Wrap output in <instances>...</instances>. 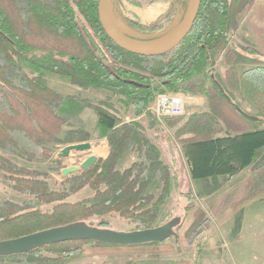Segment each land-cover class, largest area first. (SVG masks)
<instances>
[{
    "label": "trees",
    "instance_id": "obj_1",
    "mask_svg": "<svg viewBox=\"0 0 264 264\" xmlns=\"http://www.w3.org/2000/svg\"><path fill=\"white\" fill-rule=\"evenodd\" d=\"M251 3L201 0L193 27L171 53L146 57L125 51L109 40L98 20V0H0V149H16L41 159L49 157L48 143L61 142L58 133L63 118L54 103L59 102L58 110L67 106V101L74 107L78 96H62L51 89L47 79L52 74L79 89L109 92L122 107L131 108L134 117L146 115L154 122L149 106L158 93L199 94L206 98L205 111L192 112L179 122V116L165 118L179 135L189 178L231 179L248 169L247 185L257 190L249 192L245 200L258 196L264 192V159L251 166L264 151V127L260 126L264 124V97L253 86L258 83L247 73L238 76L234 67L226 71L225 82L214 77L215 52L222 54L229 66L240 60L241 54L231 47L229 37L236 17ZM128 24L142 31L162 27L161 22L152 27L130 20ZM165 56L167 60H159ZM229 89H241L254 110L251 115L257 119L243 115L246 111L227 92ZM225 116L238 122L234 134L218 128ZM96 117L108 146L107 155L97 157L90 168L64 177L59 189L52 188L37 171L0 160V170L12 180L14 190L48 206L42 210L37 205L1 202L0 240L77 221L94 226L92 219L98 221L97 226H106L103 218L112 214L128 219L134 230L157 226L158 210L176 185L171 167L162 161L158 147L141 133L135 121L122 122L116 114L101 108ZM128 150H134V159L119 167ZM154 180L160 183L158 195L150 191ZM85 186L93 190L92 195L67 201L69 195ZM201 218L203 213L197 212L191 229L200 225ZM166 241L123 246L75 240L6 257L34 256L40 262L60 264L63 257L80 251L82 244H93L90 252L95 254H149L173 251V245ZM152 263L194 264L172 259Z\"/></svg>",
    "mask_w": 264,
    "mask_h": 264
},
{
    "label": "rangeland",
    "instance_id": "obj_2",
    "mask_svg": "<svg viewBox=\"0 0 264 264\" xmlns=\"http://www.w3.org/2000/svg\"><path fill=\"white\" fill-rule=\"evenodd\" d=\"M131 1H136L139 5ZM177 1L182 3V10L184 9L185 12L187 0ZM131 5L136 8L132 9ZM146 10H154V13L143 20L140 17V12ZM109 13L111 18L121 22L122 26L119 31L122 34L142 43H156L163 40L178 26L184 16V14L177 16L175 13L169 12V0L151 2L148 0H111ZM128 20L147 27H152L161 22L162 27L142 31L129 26ZM235 22L234 29L229 37V44L236 52L241 54V58L229 66L222 54L215 52V80L225 82L227 79L226 71L230 69L229 67H234L238 76L247 73V77L255 80L258 84H254V88H258L260 92L257 91V93L264 97V34H262L263 27L258 25L264 22V0H252L251 5H248L236 17ZM251 38H254V41ZM167 59L168 56L159 58L160 61ZM47 84L62 96H78L74 99L76 102L74 107H70L69 101H67V106H62L58 110L59 102L54 103L55 110L60 111L63 118L61 131L58 133V139L62 143H48L49 157L41 159L22 154L16 149H0V160H6L17 168L37 171L46 177V181L52 188L59 189L64 178L61 170L68 166H79L86 157L94 154L96 146L100 145V140L103 137L102 131L97 125L96 111L101 108L116 114L122 122L133 120L139 124L141 133L158 147L162 161L171 167V173L176 178V185L169 198L158 210L156 222L157 225H161L173 218L177 219L178 225L174 229L175 234L166 241L173 245V251L157 250L158 252L149 254L124 251L95 254L90 252L93 244H82L80 251L63 257L60 264H150L153 261L160 262V259H169V255H174L178 258V261L186 260L181 259V257L192 255L195 256L193 258L197 262V256L202 253L205 246L204 237L207 238L212 235L213 238L215 237V249L211 250L212 247H210L206 250L200 264H214L213 252L215 250L219 252L216 259H220L222 264H264V192L252 199L245 200L249 192L257 190L254 185L251 188L247 185L250 170L246 169L240 176L231 179L224 176L217 177L215 180L210 178L191 180L178 143L179 135L175 133L174 126L166 124L165 118L167 117L163 119L162 123L156 120L154 122L146 115L134 117L132 109L122 107L116 101V96L111 93L92 88L79 89L75 85L62 80L56 74L49 76ZM251 88L253 89V87ZM227 92L233 96L235 102L242 109L249 114H254L253 108L247 104L246 99L243 97L241 89H229ZM174 93L180 94L186 99L184 113L179 116L177 122L183 121L192 112L202 113L206 110L207 103L204 96L182 94V92ZM258 101L261 102V99ZM152 105L153 101L149 109ZM225 117L224 122L217 120L220 123L218 128L220 127L222 133H235L238 130V126L234 125L238 123L235 117ZM260 126H264V124ZM80 142H89L91 148L88 151H72L65 158L57 156L64 146ZM134 155V150H129L126 153L127 158L131 156L130 161L134 158ZM177 172L179 175H177ZM8 177L4 170H0V204L7 200L22 207L37 205L42 210L48 207L39 204L33 197L14 190L12 180ZM152 183L150 191L158 195L160 183L156 180ZM92 193L93 190L85 186L78 192L69 195L67 201L80 200L89 197ZM200 211L203 213V218L198 221H201L200 225L196 226L195 229H191L196 213ZM103 219L107 221L108 225L101 226L102 228L123 232L133 231L135 228V225L128 219L114 214L107 215ZM92 223L97 226L98 221L92 219ZM0 264L59 263L40 262L34 256H18L16 258L0 257ZM194 264H198V262Z\"/></svg>",
    "mask_w": 264,
    "mask_h": 264
},
{
    "label": "water",
    "instance_id": "obj_3",
    "mask_svg": "<svg viewBox=\"0 0 264 264\" xmlns=\"http://www.w3.org/2000/svg\"><path fill=\"white\" fill-rule=\"evenodd\" d=\"M201 0H187L186 9L182 21L163 40L156 43H142L122 34L111 22L109 6L111 0H98L97 14L101 28L109 40L119 48L133 54L146 57H155L168 53L174 49L190 32ZM243 115L255 120L256 116L247 112ZM91 148L89 142L69 144L60 149L59 158L68 157L72 151H88ZM94 154L89 155L79 166H68L61 170L62 176L66 177L72 173H78L90 168L96 161ZM264 159V151L252 164L251 168L257 166ZM178 225L177 219H171L161 225L151 228L133 231H117L88 224L85 221H77L61 226H56L23 236L0 240V257L29 253L43 246L66 242V241H93L112 245L133 246L153 242H162L172 237L174 229Z\"/></svg>",
    "mask_w": 264,
    "mask_h": 264
},
{
    "label": "crops",
    "instance_id": "obj_4",
    "mask_svg": "<svg viewBox=\"0 0 264 264\" xmlns=\"http://www.w3.org/2000/svg\"><path fill=\"white\" fill-rule=\"evenodd\" d=\"M131 8L132 9H135L136 7H134V6H132L131 5ZM138 9V8H137ZM147 11V10H146ZM146 11H143V12H140V17L144 20V18H143V14L146 12ZM169 12H172V13H175V15H177V16H181V15H183L184 14V9L182 10V3L180 2L179 3V1H177V0H169ZM154 13V12H153ZM153 13H151L150 15H148L146 18H148L149 16H151V15H153ZM250 18V17H249ZM249 18H247L248 20H249ZM258 25H260L261 27H263L264 28V22L263 23H260V24H258ZM252 28H253V26H252ZM262 28V34H264V29ZM254 29V28H253ZM257 29V28H256ZM253 33V32H252ZM250 35V34H249ZM132 36V35H131ZM250 37H251V35H250ZM253 41H254V38H251ZM253 41H251L252 43H253ZM255 42H256V40H255ZM205 111V110H204ZM261 127H264V126H261ZM227 133V132H226ZM227 134H234V133H227ZM129 151V150H128ZM127 151V152H128ZM127 152H125L124 154H123V156H122V158H121V160L119 161V167H124V166H127L134 158H132L131 159V161H130V157H128L127 158V156H126V153ZM107 153H108V146H107V143H106V140L103 138V139H101L100 140V145L99 146H96V148H95V150H94V155L96 156V157H105L106 155H107ZM134 157V156H133ZM127 161V162H126ZM246 170V169H245ZM245 170H243L239 175H237V176H240L243 172H245ZM188 172V171H187ZM177 175H179L178 174V172H177ZM220 177H224V176H220ZM203 185V184H202ZM206 236L204 237V239H203V241L205 242V246H204V248H203V251H202V253H199V255L197 256V262H198V264H200V262H202V257H203V255H204V252L206 251V250H208L210 247H212V248H210L211 250L212 249H215V237L213 238V235L212 236H208L206 239ZM213 254H214V256H213V263L214 264H222V262H221V260L220 259H216V257L219 255V252L218 251H216L215 250V252H213ZM212 254V255H213ZM188 255V254H187ZM193 257H195V256H186V257H181V259H186V260H189V261H191V262H194V263H197V262H195V259L193 258ZM169 259L171 260H177L178 258L177 257H175L174 255H169Z\"/></svg>",
    "mask_w": 264,
    "mask_h": 264
},
{
    "label": "built area",
    "instance_id": "obj_5",
    "mask_svg": "<svg viewBox=\"0 0 264 264\" xmlns=\"http://www.w3.org/2000/svg\"><path fill=\"white\" fill-rule=\"evenodd\" d=\"M186 99L174 92L159 93L150 107L157 122L162 123L165 117L180 116L184 113Z\"/></svg>",
    "mask_w": 264,
    "mask_h": 264
},
{
    "label": "bare ground",
    "instance_id": "obj_6",
    "mask_svg": "<svg viewBox=\"0 0 264 264\" xmlns=\"http://www.w3.org/2000/svg\"><path fill=\"white\" fill-rule=\"evenodd\" d=\"M154 10H147L144 14H143V18L145 19L148 15H150L151 13H153ZM111 22L112 24L115 26V28H117L119 30V28H121L122 24L120 21L116 20V19H113L111 18ZM183 94V93H182Z\"/></svg>",
    "mask_w": 264,
    "mask_h": 264
}]
</instances>
